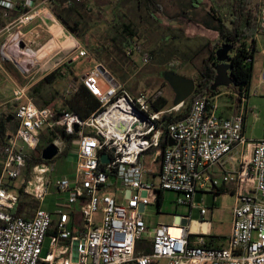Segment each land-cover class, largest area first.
<instances>
[{"label": "built area", "instance_id": "1", "mask_svg": "<svg viewBox=\"0 0 264 264\" xmlns=\"http://www.w3.org/2000/svg\"><path fill=\"white\" fill-rule=\"evenodd\" d=\"M48 1L0 0L2 19L20 11L3 31L18 32L38 18L48 32V17L40 8ZM255 34L264 35V4ZM248 42L246 52L251 54L254 46ZM5 44L0 40V65L14 61L13 52L5 53ZM25 44L32 45L28 40ZM74 52L77 60L91 59L79 44ZM123 55L137 56L143 65L151 60L136 39L127 42ZM92 62L91 70L70 80L65 89L71 96L81 85L97 100L98 110L86 120L66 110L56 114L38 108L26 87L11 80L16 128L0 146V264H264V138L249 141L243 134L245 92L230 93V108L236 113L228 117L216 115V100L203 96L183 119L167 122L177 108L155 111L152 106L161 93L131 96L101 63ZM259 79L264 83V71ZM45 127L76 135L73 170L69 176L50 179L54 165H33L24 194L39 204L49 196L61 202L51 211L38 208L31 217L15 216L17 194L4 184L21 178L28 151L35 150ZM169 140L173 146H168ZM54 144L60 153V139ZM102 155L108 156V163H100ZM229 184L234 202L224 247L190 233L189 216L175 215L172 225L153 230L144 223L145 207L156 202L159 193L175 192L181 196L177 204L192 208L196 193L214 194ZM111 190L122 191L123 205ZM199 214L205 222L206 210L200 208ZM170 230L179 235L172 236Z\"/></svg>", "mask_w": 264, "mask_h": 264}, {"label": "rangeland", "instance_id": "2", "mask_svg": "<svg viewBox=\"0 0 264 264\" xmlns=\"http://www.w3.org/2000/svg\"><path fill=\"white\" fill-rule=\"evenodd\" d=\"M168 1L170 0H156L161 7V12L153 13L147 9L144 3H136L133 0H79V2L71 0V2L75 3L74 7L72 9H68L67 7L63 11V14L70 26L74 25V22L80 25L76 30V38L74 36L75 40L90 54L93 61L101 63L107 69L129 95L137 96L145 94L153 96L161 93L162 97L168 100L169 104L167 108L170 109L174 95L169 86L164 82L163 74L170 71L182 78L194 80L203 65V61L209 57L211 47H207V42H210V44L214 43L216 35L201 25L208 8L211 6L210 1L213 2V0H202L199 9L187 7L190 0H177L178 4L181 1V4L184 6L183 9L177 7L184 12V14L180 15L179 13L175 14V12L177 13V9H171ZM218 1L220 0H215L217 3ZM172 5L177 6L173 0ZM53 9L57 12L59 11V8L55 5ZM220 11L224 21L228 23L229 18L226 14L229 13V10L222 9ZM170 18L178 22L183 21L184 26L180 30L170 29L167 25ZM127 23H131L134 26L137 32L136 40L140 43L142 50L148 52L151 56L150 62L146 65H143L137 56L132 59L126 58L119 50L123 41L122 26ZM3 38L0 37V40L6 42ZM44 43L40 45L41 48L38 46L25 47V43H22L23 45L17 48L20 53L15 56L14 61L16 62V66L13 64L14 62L8 63L13 68V71L16 72L15 74L18 77L15 79L17 85L20 84L18 79L25 86L38 82L46 74L56 70L59 66L70 64L72 60L74 62H71L72 64L69 65L70 71L76 78L82 77L91 70L93 66L92 60L88 58L75 60L76 52L67 48L63 49L66 46L65 43L57 44L56 47L54 46L50 50L48 48L49 43L45 48H43L44 46L42 47ZM86 46L95 50L90 51ZM102 48L107 51H102ZM26 49H31L32 52H26ZM39 49L42 50L37 52ZM53 50H55V55L53 54L54 56L52 57L54 58L53 61L51 60L48 64H44ZM232 55V52L228 54L229 57H232ZM59 60L61 61L58 62ZM20 69L27 72L26 75H23ZM262 71H264V50L262 51L258 48L253 62L250 94L251 103L255 105V108H251L253 109L252 113H248L249 118L245 123L248 134L252 139L264 138V83L259 84L258 78ZM66 86L67 80L64 79L54 84L53 88L55 89L48 86L45 90L47 91L45 98L49 99L50 95L55 96L57 98L55 105L57 108L60 107L62 101L65 99L62 96L65 94ZM54 90L57 92V95L53 93ZM228 90V87L218 88V91L221 93H225ZM10 91L11 86L5 81V77L0 71V100L3 95L9 96ZM231 103V98L225 94H220L215 101L216 115H230L233 111L230 108ZM13 108L15 107L12 106V108L5 110L1 109L0 115L11 116L13 114L11 109ZM49 108L53 107L50 106ZM176 108V112H179L183 108V105ZM251 114L255 115L253 118L255 121L252 119ZM41 135L44 136L43 141L45 142V137L48 136L47 128L42 130ZM61 149H64L63 143L61 144ZM28 152L33 153L32 151ZM62 169L64 170L62 171ZM72 170L73 165H70L69 158L63 162L59 161L54 165V176L52 178L54 177L53 179H55V177L63 174L66 176ZM154 182H157L156 178ZM109 193L113 197L115 196L120 204H124V195L121 190L116 192L111 190ZM179 198L181 196L177 195V193L165 191L162 195V202L159 208L155 201L146 205L143 214L146 227L149 230H153L160 224L172 225L175 215L189 216L190 225L194 230L200 231L206 237L220 244H223L227 240L231 230L234 198L229 191L218 194H212L209 191L205 193L198 192L193 196L192 208L177 204V199ZM56 204L55 198L50 196L46 198L41 208L51 209ZM39 205L35 201L30 214L40 208ZM200 208L206 210V215L203 217L205 222H201ZM162 263L160 262V264Z\"/></svg>", "mask_w": 264, "mask_h": 264}, {"label": "trees", "instance_id": "3", "mask_svg": "<svg viewBox=\"0 0 264 264\" xmlns=\"http://www.w3.org/2000/svg\"><path fill=\"white\" fill-rule=\"evenodd\" d=\"M136 3H144L147 9L153 13H160L161 7L156 2V0H133ZM210 1V0H209ZM211 6L208 8L205 19L202 21V27L206 30L211 31L216 35V41L214 43L207 42V47L210 46L211 50L209 57L203 61V65L195 76V89L193 94L184 102L183 108L167 118V122H175L183 119L190 111L193 103L201 97H215L219 91L218 89L212 91L211 85L215 78V71L213 66L216 64L215 52L220 48L223 43H228L232 46L230 52L233 53L230 57V70L228 72L232 79L231 85L228 87L233 93L241 94L245 92L246 96L249 91L251 84L252 74H253V57L254 50L251 54L246 52V46L248 41H252L254 46L253 35L256 32V19L258 13L259 4L257 0H220L211 2ZM202 0H190V6L193 9H197L201 6ZM215 4V5H214ZM216 6V7H214ZM68 9H72L69 7ZM229 10L226 14L229 18V22L224 21L223 15L220 10ZM56 17L61 21L62 25L73 35H76L77 25L70 26L66 20H64L58 13L53 10ZM152 13V14H153ZM1 14V13H0ZM153 17V16H151ZM1 27V22H0ZM123 29V41L119 47V50L123 54V49L127 42L131 39H137V32L131 23H127L122 26ZM90 51L95 50L91 47L86 46ZM86 48V49H87ZM102 51H107L102 48ZM98 52V51H97ZM229 52V53H230ZM101 54V52H100ZM251 58V63L246 64L245 60ZM4 67L8 72L15 75L13 68H11L7 62L3 63ZM111 66V65H110ZM61 78V79H60ZM77 79L72 75L70 67L64 64L58 67L56 70L50 72L44 76L41 80L36 82L27 90V97L38 107L45 108L52 106L53 111L59 114L61 110L69 111L76 114L81 120L88 119L92 114H94L98 108L99 103L93 97L90 92L83 86H79L76 93L71 96H66L63 94L62 98H65L60 107H56L57 98L50 95L49 99L45 98L46 88L48 86L53 88L54 84L59 80ZM18 82L22 84V81L18 79ZM57 95V92H54ZM68 97V98H67ZM168 100L163 97H159L153 104V109L155 111H161L168 106ZM16 109L17 103L14 102L13 105ZM14 109V110H15ZM15 113V111H14ZM2 115L0 117V146L7 143L9 136L14 132L16 128V122L14 120V115ZM76 135H66L65 132L58 127H53L49 129V138L47 139L46 145L54 142L56 139H60L64 144V149L58 154L53 160L46 162L40 158V151L44 148L36 145L33 153H30L26 157V167L22 172L21 178L15 181L6 182L4 187L7 189H12L17 194V202L12 211L15 216L30 217V211L32 209L35 201L29 196L25 195L23 192L29 171L33 165L36 164H51L55 165L61 158L67 157L69 153L73 150V142L76 140ZM167 136H163L164 142ZM36 152V153H35ZM218 194V192L214 193ZM162 202V194L159 193L156 197V204L158 208ZM212 245V244H211ZM213 246V245H212ZM215 247H220L219 243ZM140 247L137 248L139 250ZM146 254L150 253L149 247L144 248Z\"/></svg>", "mask_w": 264, "mask_h": 264}, {"label": "crops", "instance_id": "4", "mask_svg": "<svg viewBox=\"0 0 264 264\" xmlns=\"http://www.w3.org/2000/svg\"><path fill=\"white\" fill-rule=\"evenodd\" d=\"M38 2H42L43 0H37ZM174 2H176V4H177V6H173L172 5V0H170V1H168V4H169V6H170V8L171 9H173V8H176L177 10V13L175 12V14H178L179 13V15L180 14H184V12L182 11V10H179V8L180 9H183V5L181 4V1H180V4H178L177 3V0H173ZM258 1V3H260L259 4V7L262 5V4H264V0H257ZM68 3H70V5H68ZM74 2H71V0H49L48 2H46V3H44L43 5H42V7H40L41 9H42V12L43 13H45V15L48 17L45 21H44V23L46 24V26L48 27V32H44L43 30H44V28L42 27V23H41V21L38 19V18H36L33 22H31L30 24H28L27 26H25L22 30H19L18 32H17V30H11L10 32H4L3 31V29L10 23V22H12L13 20H15L16 18H17V16L20 14V11H18V9L17 10H15V11H12L10 14H9V17L6 19V20H4V19H2V17H1V15H0V22H1V27H0V37H4L3 39L4 40H6V44H5V53H7V54H10L11 52H13L14 54L12 55V57H13V59L15 60V56H17V54H19L20 52H18V50H17V48L19 47V46H22L23 44L22 43H25L27 40L29 41V42H31L32 43V45L30 46V47H32V46H38V47H40L41 48V44L42 43H44V45H42V47L43 48H45L46 46H47V44H48V48H49V50H50V48H52V47H56L57 46V44H64L65 43V48H63V49H69V50H74V48H75V46L77 45V44H79L78 42H77V40H75V38H76V35H73L72 33H70L63 25H62V23H61V21L56 17V15L54 14V12H53V7H54V5L56 6V7H58L59 8V11L57 12L56 10H55V12L56 13H58L59 14V16H61L64 20H66V18H64V14H63V11L65 10V9H67V7L69 8V7H71V8H73L74 7ZM186 6V5H185ZM177 7H179V8H177ZM187 7H191L190 6V3H189V6L187 5ZM259 7H258V10H259ZM192 8V7H191ZM193 9V8H192ZM197 9H199V7L197 8ZM179 10V11H178ZM53 21H55V23H53ZM66 22L68 23V21L66 20ZM69 24V23H68ZM74 25H77L78 26V28L80 27V25L77 23V22H74L73 23ZM74 25H72V26H74ZM168 25V27L170 28V29H181V27H183L184 26V23H183V21H180V22H178L177 20H174L173 18H170L169 19V23L167 24ZM122 31H123V29H122ZM256 33V32H255ZM74 36H75V38H74ZM46 38H48L46 41H47V43H46V41H45V39ZM252 39H254V57H253V62H254V59H255V55H256V53H257V51H258V48H260L262 51L264 50V35H256V34H254L253 35V37H252ZM73 42V43H72ZM247 43H249V42H247ZM80 45V44H79ZM81 46V45H80ZM70 47V48H69ZM23 48V47H22ZM42 48V49H43ZM42 49H39V51H37V52H40ZM22 51V50H21ZM62 51V50H61ZM26 52H29V53H31L32 52V50L31 49H26ZM55 50H53V52L48 56V59L47 60H45V62H44V64H48L49 62H51V60L53 61V59L54 58H52L54 55H55ZM54 54V55H53ZM62 60V59H61ZM61 60H59L58 62H60ZM76 60V59H75ZM5 62H7V63H12V62H14V61H12V60H6V61H4L3 63H5ZM71 62H74V60H72V61H70V64H72ZM3 63L0 65V71H1V73L3 74V76L5 77V81H7L9 84H10V86H11V88H12V82H11V80L13 81V82H15L16 83V78H18L17 76H16V74L14 75V74H11V72H8V70H6L5 68H4V65H3ZM16 62H14L13 64H15ZM70 64H68V66L70 65ZM55 65V64H54ZM53 65V66H54ZM58 65V64H57ZM15 66H16V64H15ZM49 67V66H48ZM55 67V66H54ZM60 67V66H59ZM70 67V66H69ZM49 69V68H48ZM48 69H46V70H48ZM18 70V69H17ZM45 70V71H46ZM19 71V70H18ZM20 72L23 74V75H26V73L27 72H25L24 70H22V69H20ZM20 72H18V73H20ZM16 73V72H15ZM49 74V73H48ZM261 74V73H260ZM259 74V75H260ZM47 75V74H46ZM45 75V76H46ZM15 76V77H14ZM44 77V76H43ZM42 77V78H43ZM24 78H26V77H24ZM259 78V77H258ZM72 79V78H71ZM70 79V80H71ZM75 79V78H74ZM69 81H67V83H68ZM23 83V82H22ZM36 83V82H35ZM35 83H30L28 86H25V85H23V84H19V86H22V87H26V89L28 90L31 86H33ZM259 84H262V82L260 81V79H259ZM251 84H250V87H249V91H248V94H247V99H246V108L248 109V111H246V113H245V115H244V123H243V134H244V136H245V138L247 139V140H249V141H254V140H259V139H252L251 137H250V135L248 134V131H247V129H246V122H247V120H248V118H249V112H251L252 113V110L253 109H251V108H255V105L254 104H252L251 103V98H250V94H251ZM230 93H231V91H227V92H225V93H221V92H219L215 97H213L214 99V101L216 100V98L220 95V94H225L226 96H228L229 98H231V100H232V96L230 95ZM11 103H14V101H13V98H12V92L10 91V95L8 96V95H3V97L1 98V100H0V110L2 109V110H5V109H7V108H12V105L13 104H11ZM250 106V107H249ZM49 108V107H48ZM15 108H13V109H11L12 110V113H14V110ZM52 109V108H51ZM233 113H236V112H234V111H232L231 112V114L230 115H232ZM230 115H227V116H222V115H220V117H228V116H230ZM252 115V119L254 118V116L255 115H253V114H251ZM2 115H0V117H1ZM254 120V119H253ZM255 121V120H254ZM45 128H47V127H45ZM44 129V128H43ZM42 129V130H43ZM42 130L39 132V134H38V137H37V146H39V147H46L47 145H46V143H47V139L49 138V128H47V132H48V136L47 137H45V142L43 141V139H44V136L43 135H41L42 134ZM262 139V138H261ZM61 141V140H60ZM62 142V141H61ZM63 143V142H62ZM72 146H73V144H72ZM41 152V151H40ZM30 154V153H29ZM75 155H76V152H75V148H73V150L69 153V155L67 156V157H64V158H61V160H59V161H65L67 158H69V160H70V165H73L74 164V160H75ZM58 161V162H59ZM64 169H62V171H63ZM0 171H1V160H0ZM71 171V170H70ZM65 173H67V172H65ZM71 174V173H70ZM70 174H68V175H70ZM68 175H66V176H68ZM52 176H54L53 174H52ZM52 176L50 177V179H53L52 178ZM63 177V176H65V174H63V175H59V176H57V177H55V178H59V177ZM53 190V189H52ZM224 191H229L232 195H233V187L229 184V185H223V186H221V188L219 189V190H217L216 192H218V193H222V192H224ZM215 192V193H216ZM163 195V194H162ZM50 197V196H49ZM56 201V200H55ZM56 202H58V203H60L61 201H56ZM233 202H234V198H233ZM44 203V202H43ZM42 203V204H43ZM42 204H40L39 206H40V208H41V206H42ZM232 207H233V205H232ZM50 208V207H49ZM54 208V206L51 208V209H45V210H48V211H51L52 209ZM32 215V214H31ZM31 217V216H30ZM201 219V218H200ZM187 226H188V228H189V231H190V233H192L193 235H198V234H201V235H203V238L206 240V242L209 244V245H213V246H216L217 245V242H215V240H212L211 238H208V237H206L204 234H202L200 231H198V230H194L193 228H192V226L190 225V218H189V222H187ZM229 237V236H228ZM227 237V238H228ZM227 241V240H226ZM226 241L223 243V244H220L219 243V245H220V247H224V246H226ZM211 245V246H212Z\"/></svg>", "mask_w": 264, "mask_h": 264}, {"label": "water", "instance_id": "5", "mask_svg": "<svg viewBox=\"0 0 264 264\" xmlns=\"http://www.w3.org/2000/svg\"><path fill=\"white\" fill-rule=\"evenodd\" d=\"M232 50V46L228 43H223L220 48L215 52L216 64L213 66L215 71V78L211 85V90L214 91L220 87H229L232 83V79L228 72L230 70V57L229 52ZM164 82L169 86L173 92L172 107H178L193 94L195 89V82L193 79L182 78L174 72H165L163 74ZM74 132H77V127H74ZM173 141H168V146H173ZM59 154V150L54 142L48 144L40 152V158L43 161L49 162L56 158ZM101 164L108 163V156L102 155L99 158Z\"/></svg>", "mask_w": 264, "mask_h": 264}, {"label": "bare ground", "instance_id": "6", "mask_svg": "<svg viewBox=\"0 0 264 264\" xmlns=\"http://www.w3.org/2000/svg\"><path fill=\"white\" fill-rule=\"evenodd\" d=\"M169 232L174 237H177L179 235V232L177 230H170Z\"/></svg>", "mask_w": 264, "mask_h": 264}, {"label": "flooded vegetation", "instance_id": "7", "mask_svg": "<svg viewBox=\"0 0 264 264\" xmlns=\"http://www.w3.org/2000/svg\"><path fill=\"white\" fill-rule=\"evenodd\" d=\"M228 65H230V64H228Z\"/></svg>", "mask_w": 264, "mask_h": 264}]
</instances>
